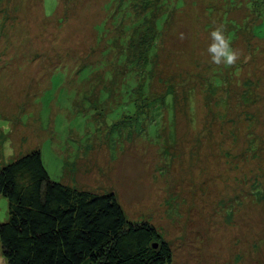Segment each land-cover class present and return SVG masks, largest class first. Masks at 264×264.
<instances>
[{
  "label": "rangeland",
  "instance_id": "374dc122",
  "mask_svg": "<svg viewBox=\"0 0 264 264\" xmlns=\"http://www.w3.org/2000/svg\"><path fill=\"white\" fill-rule=\"evenodd\" d=\"M134 1L44 0L68 33L47 57L49 25L31 22L40 11L0 0V170L39 149L53 181L113 193L129 221L155 225L171 264H264V0H154L159 39L142 46L151 14ZM80 17L98 19L83 30ZM221 26L240 53L231 68L207 54ZM135 47L149 51L144 68ZM168 90L166 107L140 104ZM93 144L102 166L82 177Z\"/></svg>",
  "mask_w": 264,
  "mask_h": 264
},
{
  "label": "trees",
  "instance_id": "16d2710c",
  "mask_svg": "<svg viewBox=\"0 0 264 264\" xmlns=\"http://www.w3.org/2000/svg\"><path fill=\"white\" fill-rule=\"evenodd\" d=\"M153 3L135 0L133 4L137 15L151 14L142 28L140 46L149 40V32L158 33L159 18L154 20ZM135 52L136 62L144 68L149 51L143 56L144 52L135 47ZM78 61L83 63L87 57ZM103 82L100 86L113 91L115 82ZM169 93H159L154 99L141 93L140 104L147 101L146 105L152 106L158 102L162 109L168 104ZM0 195L8 200L9 218L0 224L1 252L7 264L172 263L171 245L155 225L129 221L113 193L95 194L53 181L39 149L1 168Z\"/></svg>",
  "mask_w": 264,
  "mask_h": 264
},
{
  "label": "crops",
  "instance_id": "0c3cea01",
  "mask_svg": "<svg viewBox=\"0 0 264 264\" xmlns=\"http://www.w3.org/2000/svg\"><path fill=\"white\" fill-rule=\"evenodd\" d=\"M24 2L25 3H30V4L33 3V8H34V11L36 13H37V10L40 11V13L37 14V16H34V17L31 18V22L34 25L40 24L39 22H42V23L45 22V23H47V25H49L50 30L47 28V33H46L45 39L42 40L43 46L42 47L39 46V48H42L41 52H39V55L46 54L47 57H49V55L54 54V51H56L57 45L61 44L60 38L61 37L64 38L68 34L67 33V29H65V31H64V30H62V28L60 29V27H57V24H60L62 22L64 24H66L67 22H64L65 18H64V20L62 18H60L61 21L58 22L55 19H51V17L47 16L45 14V10H44L45 9L44 8V6H45L44 5V0H21V4L24 3ZM36 5L38 6L37 8H36ZM91 8L93 9V6ZM32 12H33L32 9L28 10V13H32ZM72 19L73 18H71V20ZM97 19H98L97 17H95L94 20L92 18L90 19L89 17H80L78 20H79V22H82L84 24V29L83 30H85V29L88 28L86 26L87 23L90 24L92 22H95ZM71 22L72 21H70L69 23H71ZM32 29H33V31L30 32V35L34 36V34H35L34 29L36 30L37 27L36 26H32ZM63 29H64V27H63ZM58 36H60V38H59V41L57 42L56 37H58ZM93 44L94 43H90L88 41L85 42L86 47L90 48V49L92 48ZM68 47H69V45H68ZM86 54H88V53H86ZM83 56H85V54ZM35 57H39V56L37 55ZM33 68H34V66H33ZM48 68H49V66H48ZM91 146H92V153L90 154V156H83L81 158L82 161H84V159L86 160L82 164L84 170H86V171L83 172V176L82 177H87L89 175L88 173L98 172L99 169H101V166H102V164H101V156L105 155V153H104L105 151H104L103 145L93 144ZM99 164H101V166H99ZM69 168H70V170H68L66 172V176L68 175V176H70L71 179H74L72 174L75 173V167L71 166ZM65 185H67V186H69L71 188L78 189V188H76V187H74L73 185H70V184H65ZM78 190H81V189H78ZM83 191H85V190H83Z\"/></svg>",
  "mask_w": 264,
  "mask_h": 264
},
{
  "label": "clouds",
  "instance_id": "9594fccd",
  "mask_svg": "<svg viewBox=\"0 0 264 264\" xmlns=\"http://www.w3.org/2000/svg\"><path fill=\"white\" fill-rule=\"evenodd\" d=\"M185 39L183 33L179 37ZM211 43L207 48V54L210 57V62L216 66L223 65L225 68L234 67L237 60L240 59V53L234 50L231 46V41L224 34L223 26L217 27L210 33ZM248 58H245L247 62Z\"/></svg>",
  "mask_w": 264,
  "mask_h": 264
}]
</instances>
